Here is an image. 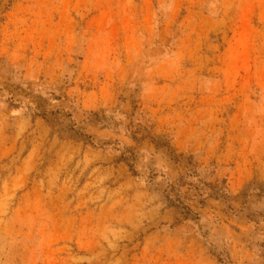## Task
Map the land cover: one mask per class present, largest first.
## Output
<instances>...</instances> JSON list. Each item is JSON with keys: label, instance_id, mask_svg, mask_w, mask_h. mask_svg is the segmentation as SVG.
<instances>
[{"label": "rangeland", "instance_id": "374dc122", "mask_svg": "<svg viewBox=\"0 0 264 264\" xmlns=\"http://www.w3.org/2000/svg\"><path fill=\"white\" fill-rule=\"evenodd\" d=\"M0 264H264V0H0Z\"/></svg>", "mask_w": 264, "mask_h": 264}]
</instances>
